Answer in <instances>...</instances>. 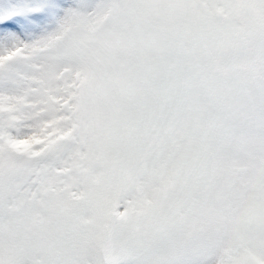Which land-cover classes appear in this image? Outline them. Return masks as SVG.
<instances>
[{
	"label": "snow or ice",
	"instance_id": "6c2138e0",
	"mask_svg": "<svg viewBox=\"0 0 264 264\" xmlns=\"http://www.w3.org/2000/svg\"><path fill=\"white\" fill-rule=\"evenodd\" d=\"M0 264H264V0H0Z\"/></svg>",
	"mask_w": 264,
	"mask_h": 264
}]
</instances>
